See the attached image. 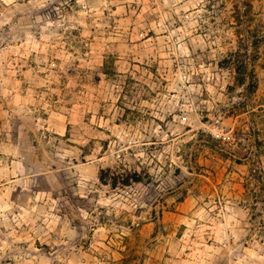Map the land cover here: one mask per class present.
<instances>
[{"label": "rangeland", "instance_id": "1", "mask_svg": "<svg viewBox=\"0 0 264 264\" xmlns=\"http://www.w3.org/2000/svg\"><path fill=\"white\" fill-rule=\"evenodd\" d=\"M0 264H264V0H0Z\"/></svg>", "mask_w": 264, "mask_h": 264}]
</instances>
